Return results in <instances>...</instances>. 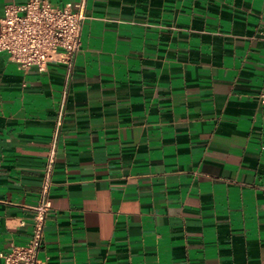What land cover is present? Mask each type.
<instances>
[{"label": "crops", "instance_id": "0c3cea01", "mask_svg": "<svg viewBox=\"0 0 264 264\" xmlns=\"http://www.w3.org/2000/svg\"><path fill=\"white\" fill-rule=\"evenodd\" d=\"M86 13L39 258L264 264V0ZM65 83L0 52V251L30 238Z\"/></svg>", "mask_w": 264, "mask_h": 264}, {"label": "built area", "instance_id": "2783aa9c", "mask_svg": "<svg viewBox=\"0 0 264 264\" xmlns=\"http://www.w3.org/2000/svg\"><path fill=\"white\" fill-rule=\"evenodd\" d=\"M86 7L87 0H79L74 6H61L50 0H27L23 3L14 1L6 4L0 17V52L7 53L11 61L24 69L37 66L40 70H45L52 62L66 65V83L39 201L35 206L30 238L24 245L13 244L9 250L0 251L2 264H44L39 253L45 236L46 220L52 207L53 168L70 82L87 18ZM258 96L264 105V89Z\"/></svg>", "mask_w": 264, "mask_h": 264}]
</instances>
